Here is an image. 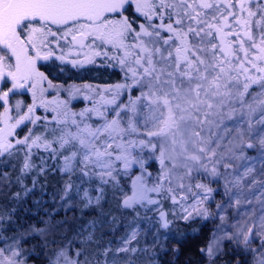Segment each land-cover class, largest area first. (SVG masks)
Instances as JSON below:
<instances>
[{
    "label": "snow or ice",
    "instance_id": "obj_1",
    "mask_svg": "<svg viewBox=\"0 0 264 264\" xmlns=\"http://www.w3.org/2000/svg\"><path fill=\"white\" fill-rule=\"evenodd\" d=\"M53 45L56 59L82 56L69 61L78 67L103 57L122 77L103 86L54 85L37 68L55 54ZM0 81L11 82L0 90V157L18 160L16 182L37 169V176L58 172L67 177L62 207L71 210L63 202L78 197L98 210L75 229L51 213L42 227L0 236V264H28L25 237L37 234L45 264H138L142 257L156 264L170 215L214 222L200 249L206 264H264V0H0ZM53 88L69 98L46 99ZM19 89L31 93L25 107L10 101ZM77 96L90 106L73 111ZM29 124L18 138L17 128ZM39 150L48 155L36 164ZM12 182L0 171V189ZM109 190L116 210L134 213L115 249L96 235L109 217L117 220L103 208ZM11 216L0 213V224ZM153 228V244L134 246Z\"/></svg>",
    "mask_w": 264,
    "mask_h": 264
},
{
    "label": "trees",
    "instance_id": "obj_2",
    "mask_svg": "<svg viewBox=\"0 0 264 264\" xmlns=\"http://www.w3.org/2000/svg\"><path fill=\"white\" fill-rule=\"evenodd\" d=\"M131 10L128 9L127 13ZM62 61V69L56 74L57 77L51 75L54 71L53 68H48L45 76L51 78L50 80L55 83V80L64 85H73L79 83H89L88 80H95L97 83H107L112 79L118 80L121 77L119 69H113L108 67L103 57H98L95 65L87 64L83 66L74 67L69 61ZM50 69V70H49ZM94 71V72H93ZM107 76V80L103 81L102 78ZM93 77V78H92ZM66 93V92H65ZM86 101L83 97H78L74 104L77 105L79 102ZM87 102V101H86ZM50 115V113H46ZM37 133L43 131L42 128H37ZM20 136V135H19ZM18 138H21L18 137ZM48 153L39 150L37 156L34 158V163H40L41 156H47ZM22 159V157H21ZM11 160L7 167L4 166L3 162ZM49 165L55 166L56 163L52 160H48ZM15 165V170H13ZM0 171H8L11 174L12 183L9 187L0 189V213L6 214L8 211H12V216L5 219L3 224H0V236L12 237L18 236L24 233L29 226L36 225L42 227L41 223L44 220L49 219V214L55 213L53 220H68L72 228H77L81 225L87 224L90 220L98 216V210L93 208H84L83 203L80 202L79 198L72 201H64L63 203L71 204V210H67L61 206L60 196L63 194L62 190L64 187V181L67 177H61L57 172L52 174L51 172L37 176V172L26 175L22 183L16 182V177L19 175V162L16 158H9L7 156L0 157ZM36 178L37 184L33 188V179ZM79 181H77L78 183ZM89 185H85L88 187ZM95 187V185H93ZM26 189H32V191L26 193ZM14 193H19V198L12 199ZM95 195V193H93ZM55 200V202H53ZM216 201H219V196L216 197ZM166 203V202H165ZM116 202L112 200L111 191L108 193V202L103 204L105 212L110 209L111 215L117 217L115 222L106 220L102 226H98L96 235L102 236L107 245L108 241H112V248H117L128 230V223L131 220L134 213L125 210H116ZM214 208V203L212 205ZM152 214L149 213V216ZM214 222L212 220L205 221L200 219H192L190 221H184L177 219L173 221L168 234L161 235V243L164 250L162 251L158 246L155 251L156 255L152 259L156 264H204L206 257L200 252V249L205 245L211 231L214 228ZM144 227H147V221L144 222ZM63 230L61 229V232ZM155 228L152 229L154 233ZM72 232L68 233L71 236ZM146 238V232L142 231L141 236ZM58 240L61 238L60 234L56 237ZM27 243L23 247L31 251V259L28 260V264H45L44 255L47 249H43L44 238L38 234L32 237H25ZM10 242V241H9ZM154 241L151 244H153ZM140 247H143V243L140 242ZM149 245V246H150ZM137 246V245H135ZM232 247V246H231ZM230 247V249H231ZM173 249H178L174 254ZM229 249V250H230ZM138 264H148V257H142Z\"/></svg>",
    "mask_w": 264,
    "mask_h": 264
},
{
    "label": "rangeland",
    "instance_id": "obj_3",
    "mask_svg": "<svg viewBox=\"0 0 264 264\" xmlns=\"http://www.w3.org/2000/svg\"><path fill=\"white\" fill-rule=\"evenodd\" d=\"M60 50V49H59ZM64 51L66 52V50L64 49ZM57 52H59V54H61V52L60 51H57ZM68 58H70V59H82L83 57L82 56H77V55H75V54H73V55H70ZM122 75V74H121ZM122 77V76H121ZM121 77H119V79L118 80H116V79H112V80H110L107 84H112V83H116L117 81H119L120 79H121ZM51 78H49L48 80L49 81H51L50 80ZM89 81V83L88 84H93V85H100V86H103V85H107V84H105V82L104 83H95V82H90V80H88ZM54 85H61L63 88H67L68 87V85H64V84H62V83H60V82H53V81H51ZM80 84H85V83H79V84H77L76 83V85H80ZM44 87L45 88H47V81H45V83H44ZM57 95H59V98L60 99H68L69 97H68V93L66 92L65 93V91H63V90H61L59 93L57 92V90L55 89V88H53V89H48V91L45 93V98L46 99H49V100H51V99H53L54 97H57ZM78 97H81V96H77V97H75L74 99H72L71 100V104H70V107L73 109V111H79V110H81L82 108H84V107H87V106H90V102L89 101H82V102H79V104H77V105H75L74 104V100L76 101V99L78 98ZM30 101L32 102V96H31V98H30ZM17 101H15L14 102V104L13 105H15V103H16ZM50 113V115L49 116H51V115H54V113H51V112H49ZM46 115V114H45ZM31 127H33L31 124H29L28 125V127L26 128V127H23V126H21V127H19V128H17V130H16V136L17 137H20L21 136V138L28 132V128H31ZM20 135V136H19ZM211 187H216V185L215 184H212V185H210ZM62 195V194H61ZM214 207H215V204H214ZM164 208H165V210H167V211H171V208H170V202H166L165 204H164ZM142 211V210H141ZM169 219L170 220H177L174 216H172V215H170L169 216ZM194 219H196V221H198V220H200V219H202V218H194ZM181 220H183V219H181ZM215 227V226H214ZM171 228V227H170ZM129 230V229H128ZM127 230V231H128ZM213 230H214V228H213ZM213 230L211 231V234H212V232H213ZM162 232H164V234L166 235V234H168V232H169V230H162ZM163 234V235H164ZM211 234H210V236H211ZM146 238H144V237H140V242H142L143 243V247H145V246H149L150 245V243H152L153 242V240H152V235L150 234V233H146ZM210 236H209V239H210ZM209 239L207 240V242L205 243V245L203 246V247H205L206 245H207V243H208V241H209ZM145 240H147V245H146V243H145ZM121 242V241H120ZM120 246V243L118 244V246L117 247H119ZM135 246V245H134ZM138 247H140V245H137ZM230 247H231V245H229L228 246V249H230ZM204 264H206V261H205V263ZM217 264H223V260H220V261H217Z\"/></svg>",
    "mask_w": 264,
    "mask_h": 264
},
{
    "label": "flooded vegetation",
    "instance_id": "obj_4",
    "mask_svg": "<svg viewBox=\"0 0 264 264\" xmlns=\"http://www.w3.org/2000/svg\"><path fill=\"white\" fill-rule=\"evenodd\" d=\"M128 9L131 11L129 13L125 12V15H129L133 11L132 8H128ZM54 30H55V27H54ZM61 47H63L66 50V52L68 51V48L66 45L62 44ZM52 48H53V51L55 54L47 61H44V60L38 61L37 62V68L39 69V71L43 72L44 74L46 73L48 68H50V69L53 68L54 71L51 73V75H53L54 77H57L56 74H58L61 71L63 64H62L61 60L56 59L57 56L61 55V54H59V52H57L60 50L58 48H56L54 45L52 46ZM97 59L98 58H96V61H97ZM96 61H95V63H96ZM92 65L94 66L95 64L92 63ZM93 79L90 80V82H94L95 80H93ZM102 79H103V81H105V79L107 80V76L105 75V77ZM55 82H58V80H55ZM107 83H105V84H107ZM9 87H11L10 81H0V90H7V88H9ZM30 98H31L30 92H27L24 89H19L15 92V94H12L10 96V101L12 104H14L15 101H22L23 102L22 107H25L27 104L31 103ZM37 114L38 115H45L46 113L44 112L43 109H39Z\"/></svg>",
    "mask_w": 264,
    "mask_h": 264
}]
</instances>
